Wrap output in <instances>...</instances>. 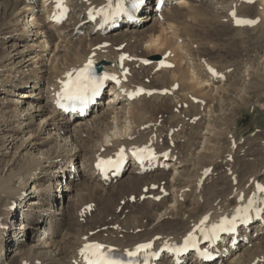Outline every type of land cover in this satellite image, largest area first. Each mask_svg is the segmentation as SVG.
Segmentation results:
<instances>
[{"label":"bare ground","instance_id":"bare-ground-1","mask_svg":"<svg viewBox=\"0 0 264 264\" xmlns=\"http://www.w3.org/2000/svg\"><path fill=\"white\" fill-rule=\"evenodd\" d=\"M42 1L0 0V35L5 34L0 41L5 51L0 57V87L3 88L0 94L6 95L0 98V128L4 125L3 130L6 131L0 139L1 263L5 262L8 252L20 248L19 258L12 264H80L79 250L86 241L78 235L68 233L60 253L51 248L45 250V243L29 249L26 247L33 243L34 238L38 241L40 237L52 240L65 228L79 227L72 214L74 205L86 201L90 190L100 191L93 188L95 181L106 196H111L110 205L106 207L110 216L101 219L95 234L88 236L87 242L111 245L121 253L149 241L155 242V250L162 245H176L206 215L209 216L208 224L221 214L243 206L256 191L255 182H264V134L246 138L244 146L238 143L242 137L237 140L232 130L238 125V112L249 104L252 95L264 97V46L245 49L251 34L255 35L254 40L264 42V0H256L253 5L235 3L234 0H190L164 10L162 20L151 21L145 12L140 15L144 23H135L139 28H124L105 36L94 33V26L86 21L85 15L89 9L95 10L108 0H68L72 22L61 27L42 18ZM234 5L239 16L257 21V24L254 27H235L233 20L229 19ZM82 23L85 25L78 27ZM79 30L85 33L79 35ZM224 37L227 41H222ZM218 42L222 44L219 46ZM103 43L110 46L97 49ZM123 45L124 50L118 52L116 48ZM37 47L40 50L37 51ZM239 48L245 52L240 57L236 53ZM11 50L16 54L13 55ZM121 53L130 54L124 62L130 71L127 85L142 84L151 89L166 90L167 94L136 101L116 94V98L110 100L116 103L109 102L107 110L102 109L105 113L97 112L93 122L85 118L72 123L55 113L51 95L60 88V81L66 73L89 59L103 68L116 67L115 60ZM165 54L169 55L166 61L171 67L159 66ZM135 57H152V65L144 66L142 60L134 61ZM260 60H263L262 65ZM38 64L48 68L46 72L50 75H39ZM207 67L215 69L217 75ZM147 79H150V84L146 83ZM21 90H26L20 94L22 98L39 91L40 97L46 99L45 111L48 110V118L53 121L48 127L53 125L57 136L49 139L53 135L49 130L45 141L54 143L48 150L39 149V145H45L40 138L43 130L37 135L39 125L34 130L29 128L31 123L25 129L14 127L15 123L23 125L26 122L20 119L30 110L19 109V100L15 103L14 113L18 115L15 122L10 123L9 118L1 116L9 106V94L18 96ZM32 105L29 102V107ZM46 118H41V121ZM33 119L31 114L26 120ZM162 119L165 125L160 122ZM75 124L82 129L81 132L66 136L68 129ZM25 130L29 131L26 133ZM17 134V138L22 135V140L25 135H37L34 141L42 142L37 146L36 142L25 146L29 160L20 168H11L17 163L10 165L13 156L4 163L1 157L5 153L2 151L7 148L9 139ZM129 135L132 138L125 140ZM221 137L231 141L224 157L217 147ZM70 138L73 148L70 147ZM111 141L116 143H111L113 153L121 147L127 149L141 145L160 152L170 150L172 154L165 164L170 162L173 168L168 172L161 169L144 176L132 169L121 180L107 186L99 178L93 162L108 152ZM25 142L22 141L19 147ZM34 147L39 149L36 154ZM78 148L85 153L82 163L90 169L78 170L77 179L64 184L69 169L75 166L74 161L81 158L79 150L76 151ZM240 152L244 153L241 157L238 155ZM231 157L233 161L230 163ZM46 163L48 166L45 167ZM218 164L225 168L217 173ZM206 170L212 171L205 179ZM37 171L44 174L42 179L36 178ZM63 184L76 196L64 194L56 197L55 185L61 188ZM153 186L157 190H151ZM145 189L149 190L148 194L144 193ZM61 192L63 194V190ZM136 193L139 197L145 196L148 201L145 207L132 208L134 212L129 218L121 216L119 204L132 199ZM241 193L245 196L243 202L239 199ZM68 197L76 198L74 205L71 199L66 202ZM157 197L162 199L156 202L154 199ZM86 211L87 206L81 218L88 217L84 213ZM18 214L22 218L19 227H15L14 220ZM153 218L157 223L149 229L146 224ZM6 226H9L8 230H5ZM257 234L258 231H252L251 244L239 245L243 247L237 251L231 250L232 261L225 260L222 251L220 258H224L225 264H264V234ZM188 260L189 264H198L193 256ZM161 264L173 262L163 261Z\"/></svg>","mask_w":264,"mask_h":264},{"label":"rangeland","instance_id":"rangeland-1","mask_svg":"<svg viewBox=\"0 0 264 264\" xmlns=\"http://www.w3.org/2000/svg\"><path fill=\"white\" fill-rule=\"evenodd\" d=\"M249 14H250V16H253V13L252 12H250ZM29 21H30V19H29ZM202 24L208 25V26H213V25L208 24V23H205V22H203ZM148 26L146 28H148ZM4 35L5 34H1L0 35V41H2ZM254 36L255 35H253V34H251L250 36H248L245 49L246 48L249 49L251 47H255L256 48V46H257V48H260V46H262V45L264 46L263 40H259V39L254 40ZM222 41H227V37H224L222 39ZM256 42H258V43H256ZM221 44H222V42H218V45L219 46ZM22 45H23V43H22ZM21 48H22V46L20 47V49ZM37 48H38L37 51L40 50L39 47H37ZM12 52H13V55L16 54L15 50H13ZM4 53H5V51H4L3 47L0 46V57H2L4 55ZM236 53L240 57L245 52L243 51L242 48H239L238 51H236ZM32 55H34V53ZM229 56H231V54ZM151 58L152 57H148L146 59H151ZM2 61L5 62L4 59ZM259 62L262 65L263 60H260ZM0 63H1V60H0ZM6 64H7V62H6ZM37 68H38V71H39L38 72L39 75L44 76V77H47L48 75H50V73L47 74L48 72H46L48 70V68H42L41 64H38L37 65ZM146 81L147 82H150V79H147ZM32 86H31V88L29 90L32 89ZM44 86H46V84H44ZM2 89L3 88L0 87V91H2ZM19 92L20 93H19L18 96L15 95V94H9V96H8L9 106H8V108H6V110L5 109L3 110V114L1 116L2 117L5 116V118H9V122L10 123L15 122L16 121V118L18 116V115H15V113H14L15 112L14 109L16 108V104L15 103H16V101L19 100L20 101L19 106H18L19 109L29 108L30 110L29 111H26L22 115V119H20V121H22V122L23 121H26V122H23V125H20L18 123H15L14 124V127H19V126L21 127L22 126L21 128L22 129H25L26 126L31 123L29 128L31 130H34V129H37L38 128V125H39L40 128L38 130L37 135L41 133V130H43L42 134H40V138H41V140H43V142L48 138L49 130L52 131V133H53L52 137L49 136V139H51V138L52 139H55L57 137L56 136V132L54 130L55 127L53 125H51V126L48 127V125L51 124L53 121L51 120V117L48 118V113H47L48 110L45 111V107L47 106L46 99H43L42 97H40L41 94H40L39 91H35V92H33V94H29L31 96H26L24 98H22V95H20V94L22 92L23 93L26 92V90H21ZM4 96H6L4 93L3 94H0V98L1 97L3 98ZM250 100H249V104L244 105V106L241 107L240 113L238 112V114H237L238 125H237L236 128H234L232 130L233 133L236 135L237 140L242 137V139H240L238 143L241 144V145H244V146H246L244 144V141H245L246 138H249V137L251 138V136L252 137L253 136L254 137H257L258 134H264V97L260 98L257 95H252V97L250 98ZM29 102H30V104H33L31 107H29ZM106 110H107V108L105 107V110H103V111H106ZM103 111L101 110V114L102 113H105ZM31 114L34 115L33 121L26 120L27 117L29 115H31ZM97 115L98 114H96L95 117L94 116L93 117H89L88 118L89 121L90 122H93V120L97 118ZM46 116H47V118L44 121H41V118H44ZM164 118H166V117H164ZM160 122L162 123V125H165V121L163 122V119ZM4 128H5L4 125L1 126V128H0V139L3 138V135L6 133V131L3 130ZM68 130H69V132H68V134L66 136L72 137L74 134H77V133L81 132L82 129H78L77 126H76V124H75V125H72ZM28 131L29 130H25L26 133ZM37 135H33L31 137H29V135H25L23 140L21 139V136L22 135H20L18 138H17L18 134L16 136H14V137H11L9 139V143L6 144V147L7 148L2 151L3 153H5V156L1 157V158H3L2 161H4V163H5L6 160H9L10 157L13 156L10 165H13L15 163H17V164L11 166V168H20L21 167L20 165L26 163L27 159L29 160V158L27 157L28 156L27 155L28 154V151H27L28 148H25V146H28L30 143L36 142V141H34V139L36 138ZM25 140H26L25 145L19 147V145L22 143V141H25ZM228 140L229 139L226 138V137H221V138L218 139L219 144H218L217 147H219V149H221V155L223 157L226 156L228 154V151H229L228 149L230 147L229 145L231 144V141L230 140L228 141ZM0 141H2V140H0ZM39 142H42V141H37L36 142L37 143L36 146L39 145ZM69 142H70V145H71L70 147L73 148V145L71 143V142H73L72 141V138H70ZM53 143L54 142H51V140L45 141V145H39V149L41 151L42 150H48L49 148H51V146L53 145ZM34 149H35L34 153L35 154L38 153V150L39 149L37 147H34ZM78 150H79V148L76 151H78ZM15 152H16V154H15ZM78 153L81 154V158H79L78 160L74 161V164H75L74 167H79V166L84 167L83 169H78L79 171L80 170L85 171V170L90 169V167H88L86 169L85 164L82 163V161L85 159L84 158L85 153L83 152L84 153L83 154L82 152H80V150L78 151ZM233 155H234V152H233ZM238 155L241 157L242 155H244V153L242 154L240 152ZM228 161L230 163L232 162L230 159ZM44 166L45 167L48 166V163L44 164ZM87 166H88V163H87ZM81 167H79V168H81ZM217 168H218L217 169V173H218L220 171H223L225 167H223L222 164H220V165L218 164L217 165ZM40 172L41 171H37L36 178L42 179V177L44 176V174L43 173H40ZM69 173H70V169H69L67 175H69ZM42 183H44V181H42ZM93 184H94L93 188L99 189L100 191L96 192L94 190L93 191L90 190L89 193L86 196V199H87L86 201H84L82 203H79L78 206L74 205V201L73 200H75L76 198H72L71 199L70 197H68L67 198V201H66V202H68L71 199V202L74 205V209L72 211V214L75 217V220L77 221V223L80 225L79 227H76L74 229H72V228H65L57 236H54L52 240L51 239H44L43 237H40L41 239H40V241H38L36 238H34V240L32 241L33 243H29L28 246L26 247V249H29L33 245H36V244L45 243V244H43V247L46 248L45 250L51 248L52 250H55L56 252L60 253L63 244H65V241L67 240L66 238H68V236H67L68 233H71L72 236L73 235H78L80 237H88V236L94 235L95 234V231L98 228V226L101 224V219H103L104 217L110 216V214H108L109 211L106 209V207H109V205H110L109 204V200H110L111 196H108V195L106 196V192H104L102 190V187L101 186H98L99 184L96 181L93 182L92 185ZM57 186L58 185H55V188L53 190L54 191V195L56 197H58L59 195L62 196L64 194L65 195L72 196V197H75L76 196L75 192L72 193L69 190L65 189L64 187L60 188V187H57ZM37 190H39V189H37ZM62 190H63V194L61 192ZM65 190H67V191H65ZM29 192H30V190H29ZM60 192H61V194H60ZM70 194H72V195H70ZM135 197H138V200L136 202H134L133 200H130L131 199L130 198V199H126L125 200V203L126 204L123 201L119 204V207L122 208V210H121V212H122L121 216H123L125 218H129V217H131L130 214L134 212V211H132V208H134V209H140V208L143 209L145 207L146 202H148V201L145 200L143 202H140L139 199H141L140 198L141 196L139 197V195L137 193L133 195V198H135ZM129 200H130V202H129ZM86 206H87V211H90V209H92L91 211L93 213L87 214L88 215L87 218H81V217H83L82 211H83V209ZM89 206H91V208H89ZM21 218H22L21 217V214H18V219L17 220L15 219V221H18V222L15 223V227H19V224L21 222ZM110 221H113V220L110 219ZM156 223H157L156 222V219H154V218L153 219H150L147 222V224H146L147 225V228L150 227L149 229H151L152 227L155 226ZM10 224H11V222H10ZM74 226L75 225H73V227ZM40 231H41V229H40ZM43 231L44 230H42V232ZM31 236L34 237L35 235L32 234ZM69 239H72V238H69ZM20 250H21L20 248H14V249H12L11 252H8L7 253V256L4 257L5 258V262L1 263V261H0V264H12V263H14V261H16L19 258L17 255H19V253H21V252H19Z\"/></svg>","mask_w":264,"mask_h":264},{"label":"snow or ice","instance_id":"snow-or-ice-1","mask_svg":"<svg viewBox=\"0 0 264 264\" xmlns=\"http://www.w3.org/2000/svg\"><path fill=\"white\" fill-rule=\"evenodd\" d=\"M55 2L59 14L66 13L67 8L64 4V0H55ZM144 3L145 0H129L128 7H125V0H117L116 7L113 8L112 0H108V3L105 6L95 9L94 14L90 13V15L93 19H95L96 16H101L105 23H107L109 19H113L120 14H126L129 18H132L135 12L138 11ZM232 15L235 17L236 13L233 12ZM54 18H57L56 13H54ZM235 23L238 26L253 25L257 23V21L238 18L235 20ZM121 59L123 60L124 57H121ZM144 63H148V61H144ZM93 64V60L89 59L88 64L84 68L66 73L67 79L61 80V91L58 93L61 107H66L63 101L69 102L67 106L71 110H75L76 104L84 107L92 102L95 96L99 95L105 80L111 79L115 80L117 84L120 83L114 75L110 76L107 73H105L103 77H97L93 70ZM161 66L171 67V65H164L163 63ZM209 71L213 75H217L215 69L209 68ZM140 91L143 92L144 90L141 89ZM136 94L137 93H133L132 95ZM131 151L141 164L145 161L154 162L158 159L155 150L148 145L144 147H133ZM116 157V159L110 157L107 160H100L97 167L105 172L110 168L119 169L125 159V149L123 147L120 148ZM253 180L255 182V178H253ZM255 189L256 191L247 199V202L243 204V206L235 209L234 215L231 218L225 216L219 223H213L209 228L205 226L209 220V216L206 215L184 238L183 246L171 250L179 253L186 251L189 248H195L198 244L197 233H199L200 237L205 240H218L220 238V233L234 232L237 223L247 222V220L251 218V212L255 211L259 213L264 211V209L258 206L264 204V182H255ZM239 199L242 202L245 201L243 193L239 195ZM89 208H91V206H89ZM84 239L86 242L80 248L79 253L85 264H148L149 256L154 255V253L150 252L153 248L152 241L139 243L134 249H124L121 253L120 250L116 249L114 246L95 241L87 242V237H84ZM157 239H159V237H157ZM204 255L207 256L208 253H205Z\"/></svg>","mask_w":264,"mask_h":264}]
</instances>
